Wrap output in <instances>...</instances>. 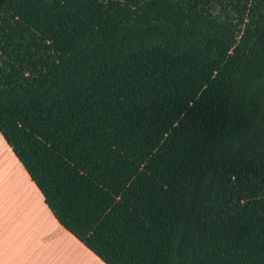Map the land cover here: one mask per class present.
<instances>
[{"label":"trees","instance_id":"obj_1","mask_svg":"<svg viewBox=\"0 0 264 264\" xmlns=\"http://www.w3.org/2000/svg\"><path fill=\"white\" fill-rule=\"evenodd\" d=\"M0 134L104 264H264V0H0Z\"/></svg>","mask_w":264,"mask_h":264},{"label":"crops","instance_id":"obj_2","mask_svg":"<svg viewBox=\"0 0 264 264\" xmlns=\"http://www.w3.org/2000/svg\"><path fill=\"white\" fill-rule=\"evenodd\" d=\"M0 158L28 191L18 204L0 199V264H104L58 223L1 134Z\"/></svg>","mask_w":264,"mask_h":264},{"label":"rangeland","instance_id":"obj_3","mask_svg":"<svg viewBox=\"0 0 264 264\" xmlns=\"http://www.w3.org/2000/svg\"><path fill=\"white\" fill-rule=\"evenodd\" d=\"M4 168V171H0V199L9 200L7 202H12L13 204H18V199L27 196V192L25 187L21 185L20 177L16 174L11 173V169L9 166L10 162L6 159H1ZM7 164V165H6ZM11 203V204H12ZM6 206H0L1 209H5Z\"/></svg>","mask_w":264,"mask_h":264}]
</instances>
